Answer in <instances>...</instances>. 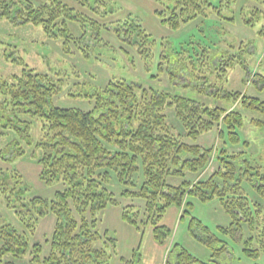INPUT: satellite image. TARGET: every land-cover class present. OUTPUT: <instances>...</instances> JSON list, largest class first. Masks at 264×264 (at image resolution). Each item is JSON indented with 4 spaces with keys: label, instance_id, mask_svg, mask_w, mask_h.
Segmentation results:
<instances>
[{
    "label": "trees",
    "instance_id": "16d2710c",
    "mask_svg": "<svg viewBox=\"0 0 264 264\" xmlns=\"http://www.w3.org/2000/svg\"><path fill=\"white\" fill-rule=\"evenodd\" d=\"M154 1L158 4L154 14L160 22L177 30L208 12L220 16L221 10L236 0ZM85 2L78 0L82 6ZM64 16L78 20L72 8L61 0H0V18L40 25L47 35L54 36L65 30L61 27ZM260 16V11L254 10L244 23L252 26ZM115 32L126 43L135 40L143 60L153 55L156 41L149 39L139 23L120 26ZM259 34L264 38V27ZM148 45L151 48H146ZM205 50L201 67L209 65L218 70V66H223L222 56ZM215 57L218 60L213 64ZM228 58L224 66L233 68L236 61L232 55ZM189 64L194 70L193 62ZM158 65L161 70V63ZM187 67L183 63L179 72H169L170 80ZM188 74L200 91L220 94L213 84L207 83L206 76L193 74L190 69ZM260 78L264 82V76ZM58 90L48 77L28 69H23L20 75L0 78V139L3 140L0 159L12 162L31 149L30 157L39 166V181L45 186L62 185L51 198L30 197L16 171L0 169V197L14 210L23 228L19 231L9 224L0 226V264H15L2 257L20 259L28 250V264H110L114 239L107 231L100 233L98 223L99 213L113 205L120 206L121 219L136 230L151 227L152 238L160 245L172 234L161 223L167 209L179 208V220H182L192 207L190 197L202 202L218 199L231 219L227 227H220L222 232L241 234L242 223L249 229L255 227L258 217L254 213H261L263 207L250 200L244 185L264 202V161L251 162L247 158L249 143L242 141L238 134L243 127V115L234 107H208L194 99L145 88L121 78L85 94L93 106L84 111L51 105V96ZM221 96L232 98L244 109L264 114V100L257 97L226 90L221 91ZM169 109L179 123L177 128L168 122ZM36 121L40 129L37 140L31 134ZM250 123L264 127L261 119L252 118ZM219 125L218 137H226L232 145L241 144V151L229 153L222 148L216 151L185 140L196 141ZM212 160L217 167L206 180L185 179L186 173L204 171ZM169 176L183 180L179 185H172L167 182ZM113 187L118 188L117 194ZM118 198L140 199L143 206L122 205ZM48 214L54 215L56 222L48 251L43 255L42 245H29L28 236ZM195 222L197 234L192 231ZM189 229L207 247H213L218 241L209 234L208 227L194 218ZM224 249L221 246L214 254ZM244 252L252 255L248 248ZM121 263L134 264V259H121ZM165 264L206 263L173 243L166 253Z\"/></svg>",
    "mask_w": 264,
    "mask_h": 264
},
{
    "label": "rangeland",
    "instance_id": "374dc122",
    "mask_svg": "<svg viewBox=\"0 0 264 264\" xmlns=\"http://www.w3.org/2000/svg\"><path fill=\"white\" fill-rule=\"evenodd\" d=\"M61 1L72 8L78 20L73 21L64 16V26L61 27L65 30L56 32L54 36L47 35L40 25L0 18V78L20 75L23 69L45 75L59 87L58 92L50 99L51 105L59 108L90 110L93 101L85 94L103 89L108 82L121 78L145 88L182 95L208 107H234L243 115V127L238 130V134L242 141L249 143L247 158L251 162L264 161V127L250 123L252 118L264 120V114L244 109L234 103L232 98L221 96V91L226 90L264 100V82L260 78L264 76V38L259 34L264 27V0H236L221 10L222 16L208 12L205 17H197L177 30H171L160 22L154 14L158 7L154 0H87L88 3L85 2L84 6L78 0ZM254 10H259L261 16L249 26L244 23V19L249 18ZM131 22L139 23L149 34V39L156 41L153 55L147 60H143L138 54L135 40L126 43L116 35L115 31L120 26L130 25ZM150 46L146 48L149 49ZM204 49L216 56H222L223 66H218V70L209 65L201 67ZM161 54L163 58H160ZM229 55L236 61L233 68L224 66ZM217 60L218 57H215L213 64ZM191 61L195 66L194 70L189 68ZM159 63L161 70L158 68ZM183 63L188 65L187 69L181 70L175 79L170 80L169 72H179ZM188 68L193 74L206 76L207 83L213 84L215 91L219 90L220 94L200 91L194 80L190 79ZM167 115L168 122L177 128L179 123L170 109L167 110ZM31 120L34 121L33 118ZM220 127L221 125L200 135L196 141L188 138L185 140L187 143L213 147L216 151L220 148L229 153L241 151V144L232 145L226 137H218ZM31 134L35 140L39 138L38 121L33 124ZM2 145L3 140L0 139V147ZM30 151L31 149L12 162L0 159V169L16 171L28 188V196L51 198L62 185L45 186L39 181V166L31 159ZM215 155L214 153L213 156ZM216 167V161L212 160L204 171L187 175L192 182L204 181ZM182 180L180 177L167 178V182L172 185H179ZM244 189L250 200L263 207L261 213H254L258 218L253 229L242 223L241 234L222 232L220 227H227L231 219L218 199L202 202L190 197L188 199L192 207L182 220H177L174 225L170 221L171 216L163 218L172 231L165 245L178 243L189 254L206 264H264V202L249 187L244 185ZM113 190L117 194L118 188L113 187ZM118 199L123 204L138 205L135 198ZM191 218L208 227L209 234L218 239L213 247L205 246L192 235L189 229ZM55 222L54 215H46L28 236L29 245H42L43 255L48 251V241ZM164 222L161 221L162 224ZM196 223L192 229L195 234L199 233ZM5 224L19 231L23 230L14 210L8 208L0 197V226ZM136 231L140 237L138 247L130 251L126 246L117 245L120 255L129 254V259L133 258L134 264H162L165 256L160 257L152 249L154 242L151 238V227ZM1 243L2 241L0 246ZM221 246H225L224 251L214 254ZM244 248H248L252 255L244 252ZM2 259L15 264H28L29 250L20 259L8 255ZM112 263L113 260L110 259V264Z\"/></svg>",
    "mask_w": 264,
    "mask_h": 264
},
{
    "label": "crops",
    "instance_id": "0c3cea01",
    "mask_svg": "<svg viewBox=\"0 0 264 264\" xmlns=\"http://www.w3.org/2000/svg\"><path fill=\"white\" fill-rule=\"evenodd\" d=\"M187 174L188 173H186L185 176L186 180L191 181ZM136 202L138 203L137 205L138 207L143 206L142 200L136 199ZM120 203L122 205H127V204H123L122 202ZM131 205L134 204L131 203ZM168 215L171 216L170 221H172V223H174L175 225V223L177 222V220H179L180 217V209L175 206H170L167 209L163 218L166 219L165 216ZM164 219L162 220V223L164 222ZM164 225L166 226L165 222ZM98 229L100 233L107 231L108 236L114 239V251L111 254V259L113 260L112 264H122L121 259L127 260L130 258L129 254H127L126 256L120 255V253L117 250V245L126 246L127 248H129L130 251H133L135 247H138L140 237H138L137 231L131 225H128L121 219L120 206H116V205L108 206L99 213ZM132 234L133 237H131ZM151 238H152V234H151ZM153 242L154 245H152V249H154L157 255H159L160 257L164 255L166 258V253L173 243L170 244L169 246H166L165 244L160 245L156 243L154 240ZM162 264H165V261H162Z\"/></svg>",
    "mask_w": 264,
    "mask_h": 264
}]
</instances>
